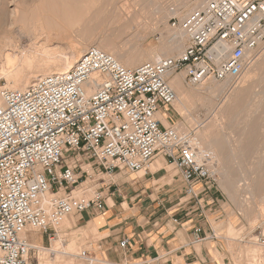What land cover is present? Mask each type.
<instances>
[{"label": "built area", "instance_id": "1", "mask_svg": "<svg viewBox=\"0 0 264 264\" xmlns=\"http://www.w3.org/2000/svg\"><path fill=\"white\" fill-rule=\"evenodd\" d=\"M169 26L186 37L175 57L126 67L92 45L65 72L24 89L0 87V264H28L39 243L55 239L64 216L102 212L115 183L75 193L90 189L83 183L94 173H146L157 158L180 181L170 214H196L194 242L218 240L206 215L217 164L194 146L191 130L165 126L157 113L167 120L165 108L176 98L167 75L183 72L192 86L240 78L264 45V0H204ZM258 243L264 246V231Z\"/></svg>", "mask_w": 264, "mask_h": 264}, {"label": "rangeland", "instance_id": "2", "mask_svg": "<svg viewBox=\"0 0 264 264\" xmlns=\"http://www.w3.org/2000/svg\"><path fill=\"white\" fill-rule=\"evenodd\" d=\"M119 1L120 5H126L131 10H138L141 20L139 22H131L128 26L117 27L116 24L106 17L109 0H79L76 2H72V0H53L51 5L46 0H24V2H21V0H0V15L4 10L16 11L15 14L21 15V6H33L37 11L33 17L28 15L25 20L21 21L25 29L21 33L19 47L15 48L14 51H8V53H0V87L6 86L5 74L15 64L19 56L18 52L32 46L31 37L27 32L29 23L42 24L44 32L47 33L46 36L41 35L35 39V46L39 49L44 45L54 50L65 49L69 44H86L85 48H88L92 45L96 46L94 43L107 34L112 39L116 49L128 53L137 62L132 66L129 65V67H135L147 61L149 51L157 48L158 44L160 45L157 38L160 32L166 38L175 29L180 31L179 28H171L169 26L171 19H181L204 0H164L169 7V13L177 9V14H157L156 20L150 13V6L147 5V2L144 5L139 0ZM59 7L62 8V11L55 12L59 10ZM52 9L54 12L51 15L49 13L52 12ZM150 15L154 20L149 18ZM144 21H148V24L149 22H156L155 28L151 27L153 26L151 24L150 27L143 31L141 24H144ZM137 33L143 36L141 39L133 40L132 34ZM185 44L186 37L184 36L181 50ZM263 53L264 45L254 55L248 67L236 81H231L230 79L207 81L202 85L192 86L185 82L183 72L178 73V75L175 74L181 81L180 86L189 94L187 99L184 100L186 101L187 109H180L175 102L171 107L165 108V112L169 115V119L166 120L168 124L163 123L165 126H174L180 130H191L195 135L196 130H202L203 125H206L207 122L212 126L208 137H219L221 140V152L224 154L223 158L227 161H219V159V163L215 161L218 168L217 181L207 197L209 200L206 207V215L210 226L218 237V240L208 242V246L216 242L221 248L220 252L214 251L215 256L220 260L225 258L229 264H248L244 257L247 247L259 245V248L264 250V246L258 243V239L264 231V61L259 66L260 69H256L257 61H259L258 59L261 58ZM39 56H41L39 52L32 54L34 59L39 58ZM251 70L255 73H252ZM249 71L251 73L250 76H246ZM173 76H169L168 81ZM246 78L248 79L246 80ZM225 82H227V86L221 93L209 91L210 87L217 90ZM235 84L247 86L245 91H242V95L236 92L240 88L234 91L233 85L235 86ZM237 93L241 95L240 101L236 97ZM233 96L234 98H232ZM163 115L165 116V114ZM236 148L238 149L235 152H230ZM162 161V169H159L160 171L158 172L154 171L156 173L150 179H148L152 177L148 175L150 170H147L146 173L140 171L137 175L142 177L138 179L134 177L135 174L127 173L124 170H116L111 176L93 174L92 167L86 165L84 167L93 174V178L87 180L86 183H89L88 188L93 189L97 186L104 188L106 183H118L131 187L135 186L134 183L136 182L138 184L139 181H152L155 187L164 186L165 193L163 197L169 198L172 201L169 205L173 206L175 197L178 196L180 190V181L177 171L164 160ZM150 167L148 166V168ZM99 177H102L104 181L93 182L94 179ZM129 178H132V180L129 181ZM244 179H247L246 183L251 184L255 194H251L250 187L244 188ZM258 185L262 187L256 192ZM114 187L116 186L110 188V192L114 191ZM77 191L75 192L76 194ZM91 191H88V195ZM86 213H73L71 215L81 219ZM65 218L67 217L63 219ZM79 226L81 224L77 221L71 228L65 225L62 228L60 227L55 239L51 242H47L44 239L42 243L38 244L39 247H45L46 250L38 248V251L31 256L28 264L52 263L56 256L59 255L51 251L54 243H58L57 249L60 250L66 247L72 239L76 241V248L71 255H60L64 260H73L75 264H88L89 259L92 258L97 259L93 264H109L110 261L102 258L97 251H93L94 246L92 244L101 235L81 234L78 230ZM231 226L234 227V232L230 234L228 231ZM30 237L35 241L38 239L33 234ZM82 250L88 251V258L79 256ZM238 258L242 261L239 260L237 262ZM66 264H69V262ZM256 264H264V259L259 260Z\"/></svg>", "mask_w": 264, "mask_h": 264}, {"label": "bare ground", "instance_id": "3", "mask_svg": "<svg viewBox=\"0 0 264 264\" xmlns=\"http://www.w3.org/2000/svg\"><path fill=\"white\" fill-rule=\"evenodd\" d=\"M46 1L49 2L50 5L53 2V0H46ZM76 1H79V0H72V2H76ZM105 1H108V0H105ZM139 1H142V3L144 5H146L145 2H147V5L150 6V13L154 16L155 20H156L157 14H163V13H167V15L177 14L176 13L177 9L176 10L174 9V10H172L171 13H169V7L164 2V0H139ZM21 2H24V0H21ZM113 3H114V5H113ZM111 4H112V6H111ZM143 4H141V6H143ZM69 5H70V3H69ZM197 5H199V4H197ZM197 5H196V7H197ZM147 10H149V9H147ZM61 11H62V8L59 7V10H57L55 12L58 13ZM53 12H54V10L52 9V12L49 14L52 15ZM15 13H16V11L4 10L2 12V14L0 15V53H6V52L8 53V51H10V50L14 51L15 48L19 47V43H20L19 40L21 39V33H23V31L25 29L24 28L25 26L21 24L22 23L21 21L25 20L28 15H31V17H33V15L37 13V11H36V8L33 6L32 7L21 6V15L15 14ZM106 17L109 20H111L112 23L116 24L117 27L128 26L131 22H134V21L139 22V20H141L140 19L141 16H140V13H138V10L137 11L131 10L126 5H120L119 0L116 2H115V0H109V7L106 9ZM149 18L154 20L153 18H151V15ZM149 18H148V20L150 21ZM147 22L144 21V24H141L143 26V31H145V29L147 27H150L151 24L153 25L151 27H154V25H156V22H154V21L152 23L149 22V24ZM23 23H25V22H23ZM29 24L30 25L27 26L29 28V29H27L28 30L27 32L31 37L32 46L26 50L18 52L19 56L17 57L15 64L5 74V77L7 80V84L5 86L6 88L24 89V88L28 87L29 85H31L32 83H34L40 77H43V76L51 74V73L65 72L72 67V65L77 61V59L80 57V55L87 49V48H85L86 44H79V45L78 44L77 45L69 44L65 49L59 48L56 50L51 49V48L47 47L46 45H44V46L40 47V49H39L38 47L35 46V44H36L35 39L41 35L46 36L47 33L44 32V27L42 24L37 25L34 22L29 23ZM108 36L109 35L106 34L105 37H102L101 39L97 40V42L94 43V45H96L98 48L104 50L105 52H108L111 55H113L117 61H119L122 65H124L126 67H129V65L132 66V65L137 63L134 59L131 58V56L128 53H125V52H122V51L116 49L114 44H113L112 39H110ZM132 36H133V40H138V39H141V37L143 35L140 33H137V34H132ZM184 36H185L184 33L181 30L179 31L178 29H175V31H172L169 35H167L166 38H165V35H163L160 32L159 36L157 37L159 42H160V45L158 44L157 48H153L152 50L149 51L147 61H155V60L161 58L162 56H166V57L167 56L175 57V55L177 56L182 51L181 48H182V41H183ZM37 52H39L41 56H39V58H37V59H34L32 57V54L37 53ZM175 53H177V54H175ZM262 56L264 58V53L261 55V58L258 59L259 61H257L258 63H257L256 69H260L259 66L264 61V59L262 60ZM252 67H254V66H252ZM251 72H252V70H251ZM250 74L251 73L249 71L246 76H250ZM168 78H169V75H167V81H168ZM247 79L248 78H246V80ZM230 80L232 81V79H230ZM246 80H244V81H246ZM168 83L171 86V88L175 91V94H176V98H175L174 102L178 105V107L180 109H187L186 101H184V100L187 99V95H189V94H187L185 89L180 86L181 81H180L179 77L176 75L175 77L170 79L168 81ZM245 84H246V82H245ZM225 86H227V82H225L223 85H221L219 88H217V90L212 89V87H210L209 91L210 92L218 91L221 93L225 89ZM243 87H244V85H242V84L241 85L235 84V86L233 85V88H235L234 91H236L238 88H240L236 92L240 93L241 95H242V91H245L247 86L244 87V89H243ZM226 95H228V94H226ZM232 95H233V93H232ZM241 95L238 94L236 96L237 99H239V101L241 100L240 99ZM229 96H230V94H229ZM232 98H234V96ZM229 99H230V97H229ZM0 102H1V99H0ZM215 121H217V120H215ZM202 128L203 129L200 131L196 130L195 135L193 136L194 146L196 148H199V149L207 150L213 156L215 161H217V162H218V159H219V161H227L225 158H223L224 154L221 152V147H220L221 140H220V138L219 137H217V138H214V137L209 138L208 137L209 132L212 129L211 124L206 122V125H203ZM237 149L238 148H236L235 150H231L230 152L231 153L235 152ZM102 174H105L106 176L112 175V174H107V173H102ZM246 180L244 179V181H245V183H243L244 188L250 187L251 194H255L254 190L251 188L252 187L251 184L246 183ZM83 184H86V183L84 182ZM261 187H262L261 185H258L256 192ZM90 190H92V189H88L87 191L78 190L77 195L82 194V193L88 195V191H90ZM69 215L70 214H68L64 217H67ZM63 218H62L63 221L61 220V223H60L58 229L60 227L62 228L64 225L68 226V227L71 225L70 219H68V218L63 219ZM233 230H234L233 226L229 227L228 233H230V234L233 233L234 232ZM75 244H76L75 241H70L66 245V247L59 250V249H57L58 243L57 242L54 243V247L51 249V251L54 254H59V255L56 256V259L52 263L48 262L45 264H66L68 262H69V264H75V262L73 260L68 261L67 259L64 260L62 258L63 255H71V253L76 248ZM39 249H45L46 250V248L42 247V246L39 247ZM242 254H243V252H242ZM60 255H62V256H60ZM77 256H78V254H77ZM79 256L82 257L81 253L79 254ZM244 257L246 258L248 264H256L259 260L264 259V250L259 248V245L258 246L253 245V246L247 247L245 249ZM239 260L240 259L238 258L237 262H239ZM95 261H97V259L91 258V259H89L88 264H93V262H95ZM240 261H242V260H240Z\"/></svg>", "mask_w": 264, "mask_h": 264}, {"label": "crops", "instance_id": "4", "mask_svg": "<svg viewBox=\"0 0 264 264\" xmlns=\"http://www.w3.org/2000/svg\"><path fill=\"white\" fill-rule=\"evenodd\" d=\"M163 114L158 113V116L168 124ZM149 166L148 175L152 177L148 179L162 169L163 161L157 158ZM134 177L142 176L135 174ZM115 185L114 191L107 195V206L102 212H87L81 219L71 214L67 216L71 221L68 228L79 221L81 234L101 235L92 245L93 251L102 258L116 264H129L141 258L154 259L153 264H229L225 258L220 260L215 256L214 251L220 252L221 248L216 242L211 246H208L211 241L207 240L194 242L193 227L199 220L195 213L170 214L172 201L163 197L164 186L155 187L152 181H139L131 187ZM203 228L205 232L209 229L206 224ZM123 238H128L124 247L120 246Z\"/></svg>", "mask_w": 264, "mask_h": 264}]
</instances>
